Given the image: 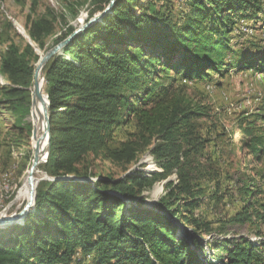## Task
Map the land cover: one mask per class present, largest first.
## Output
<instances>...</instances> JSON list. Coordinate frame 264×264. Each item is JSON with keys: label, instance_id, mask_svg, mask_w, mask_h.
Returning <instances> with one entry per match:
<instances>
[{"label": "trees", "instance_id": "16d2710c", "mask_svg": "<svg viewBox=\"0 0 264 264\" xmlns=\"http://www.w3.org/2000/svg\"><path fill=\"white\" fill-rule=\"evenodd\" d=\"M109 3L93 0L88 20ZM183 4L184 11L176 13L171 0H115L110 13L47 60L41 92L49 103L50 140L40 170L51 180L38 184L20 223L0 229V264H264V239L212 235L210 224L193 213L200 184L219 180L220 169L200 137L209 110L189 91L231 71L264 80V48L239 49L246 39L231 37L236 22L264 16V3L179 0L177 8ZM27 25L31 41L43 49L54 33L53 21L28 17ZM73 32L68 27L55 44ZM3 36L6 28L0 29V45ZM7 40L0 75L8 85L0 87V105L23 121L38 57L30 45L20 49ZM258 121H240L238 132L242 149L259 163L264 129ZM129 124L135 131L112 147L115 129ZM14 128L25 132L20 123ZM30 135L29 125L27 161ZM144 153L156 171L114 179L94 176L84 165L90 154L130 165ZM163 182L165 195L156 209H148L143 194ZM253 185L251 179L243 183L246 207L235 222L250 220L257 195ZM254 215L264 225V209Z\"/></svg>", "mask_w": 264, "mask_h": 264}, {"label": "rangeland", "instance_id": "374dc122", "mask_svg": "<svg viewBox=\"0 0 264 264\" xmlns=\"http://www.w3.org/2000/svg\"><path fill=\"white\" fill-rule=\"evenodd\" d=\"M92 1L0 0V29L6 28L7 38L20 49L26 45L33 48L38 57V61L34 64L35 73L37 66L47 53L53 51L54 54H62L60 46L63 42L55 44V40L65 34L68 27H72L74 33L78 32L77 34H79L91 26L89 25L90 19L88 20V10L93 9ZM262 2L264 3V0ZM171 3L174 12L184 11L185 4L180 5L181 8H177L179 0H171ZM97 15L98 13H95L92 18ZM28 17L33 20L46 18L54 23V33L46 39L43 49L38 48L30 39ZM233 33L231 37L241 35L246 39L241 45H238L239 49L246 50L252 46L263 49L264 16H261L257 22H236ZM4 38L6 36L1 39ZM7 38L0 45V51L8 43ZM231 44L234 45V41ZM233 47L236 48L235 45ZM7 85L6 79L0 75V87ZM189 91L209 110L211 119L200 122V137L206 142L205 153L212 158L216 168L220 169L219 180L200 184L202 195L200 203L193 213L203 223L210 224L212 235L217 234L221 237L235 239L242 237L253 242L262 241L264 225L255 222L254 211L262 212L264 209V157L261 162H254L252 155L242 149L239 143L241 134L238 132V124L244 119L258 118V127L264 129V80L262 75L231 71L223 79L214 76L213 79L206 82L191 85ZM32 105L31 94L29 116ZM29 116L23 121H19L18 115L6 111L0 105V229L10 223L9 219L20 214L28 201V198H18V193L22 189L23 180L33 161L32 134L29 137L31 159L28 161L26 159L28 150L24 145L26 128L30 125L32 130L33 125L29 122ZM19 123L25 129L22 134L14 128ZM134 131L135 128L132 124L115 129L112 147H117L127 139L129 133ZM24 165H26V169L22 171ZM84 165L90 168V172L94 176H109L114 179L140 172L156 171L155 163L148 153L140 155L137 161L130 165L115 164L101 157L94 158L90 154ZM38 171L43 178L45 174L40 170V167ZM176 178L174 174L171 179L175 181ZM246 179L247 181L252 180L254 183L252 188L257 191L254 192L257 195L253 204L254 210H248L250 220L246 221L248 220L246 219V222L238 223L235 222V218L240 216L243 208L246 207L245 201L240 195V190ZM164 184L165 182L159 183L151 191L143 194L148 209L157 208L156 205L166 193ZM219 231H223V233L220 234Z\"/></svg>", "mask_w": 264, "mask_h": 264}, {"label": "bare ground", "instance_id": "6f19581e", "mask_svg": "<svg viewBox=\"0 0 264 264\" xmlns=\"http://www.w3.org/2000/svg\"><path fill=\"white\" fill-rule=\"evenodd\" d=\"M32 85L33 86L31 87V94H32L33 105L31 107V115L29 116V122L31 125L33 124L32 127L35 129V135H32V139H31V141L33 142V146H32L33 161L30 169L28 170L23 180L22 189L18 193V198L21 199L29 198L33 190V187L36 184V181L39 178H41L38 169L44 164L45 158L47 156V138H46L47 131H46V115H45L47 103L45 101V98L42 96V92H41L42 84L40 82L38 75L35 78L34 84ZM39 156L40 157L44 156V158L42 161H39L40 165L37 166ZM32 165H34L35 168H32Z\"/></svg>", "mask_w": 264, "mask_h": 264}, {"label": "water", "instance_id": "95a60500", "mask_svg": "<svg viewBox=\"0 0 264 264\" xmlns=\"http://www.w3.org/2000/svg\"><path fill=\"white\" fill-rule=\"evenodd\" d=\"M114 2H115V0H110V3L108 4V6L105 8V10H104L103 12L98 13L97 17L94 16V18L90 19V21H89V25H93V24L96 23L98 20H101L106 14L110 13V12H111V9L113 8ZM77 33H78V32H75V33L73 32V35H71L70 38H69L68 40L64 41V42L61 44L60 47L62 48V47H63V46L69 41V40H71L75 35H77ZM52 55H54V52H53V51L47 53V55L43 58V60L40 61L39 65L37 66V68H36V70H35L34 76H33V81H34L35 78H36L37 75H38V77H39V79H40V82H41V84H42V87H43V81H42V76H41L42 69H43L44 65L46 64L47 60H48ZM34 82H35V81H34ZM42 90H43V89H42ZM43 95H44V94H43ZM45 101H46V103H47V108H46V111H45V115H46V131H47V136H46V138H47V156H46V158H45L44 164L47 162V158H48V154H49V140H50V132H49V116H48V107H49L48 105H49V103H48V101H47L46 98H45ZM31 134H32V135H35V129H34L33 127H32V130H31ZM39 157H40V156H39ZM39 157H38L39 160H38V162H37V166L40 165V164H39V161H42L43 158H44V156H42V157H40V158H39ZM37 166H36V167H37ZM32 168H35V166L32 165ZM50 180H51V179L48 178V177L45 175L43 178L38 179V180L36 181V184H35V186L33 187V190H32V192H31V194H30V196H29V198H28V201H27L26 206L24 207L23 211H22L20 214L16 215L15 217L9 219L8 221H9L10 223L7 224V225H5L2 229L6 228V227H8V226H10V225H12V224L20 223V222L25 218V216H26L28 210L30 209V207H31V205H32L33 197H34V194H35V192H36V189H37L38 184H39L40 182H42V181H50Z\"/></svg>", "mask_w": 264, "mask_h": 264}]
</instances>
